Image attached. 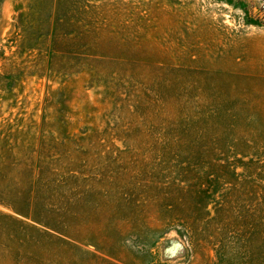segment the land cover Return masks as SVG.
Instances as JSON below:
<instances>
[{
    "label": "rangeland",
    "instance_id": "374dc122",
    "mask_svg": "<svg viewBox=\"0 0 264 264\" xmlns=\"http://www.w3.org/2000/svg\"><path fill=\"white\" fill-rule=\"evenodd\" d=\"M0 264H264V0H0Z\"/></svg>",
    "mask_w": 264,
    "mask_h": 264
}]
</instances>
